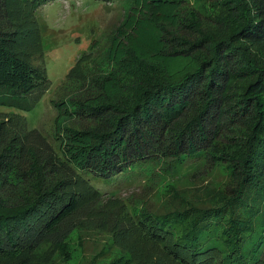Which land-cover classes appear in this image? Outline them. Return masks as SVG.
Here are the masks:
<instances>
[{"label": "trees", "instance_id": "16d2710c", "mask_svg": "<svg viewBox=\"0 0 264 264\" xmlns=\"http://www.w3.org/2000/svg\"><path fill=\"white\" fill-rule=\"evenodd\" d=\"M48 1L0 0V104L30 110L50 85L37 18ZM187 1L130 0L69 70L51 134L0 111V264L93 218L128 231L135 264H264V63L251 49L264 41V0H203L206 17L187 15ZM167 137L242 175L236 192L207 187L177 209L122 208L109 222L116 204L99 178Z\"/></svg>", "mask_w": 264, "mask_h": 264}, {"label": "rangeland", "instance_id": "374dc122", "mask_svg": "<svg viewBox=\"0 0 264 264\" xmlns=\"http://www.w3.org/2000/svg\"><path fill=\"white\" fill-rule=\"evenodd\" d=\"M129 2L130 0H51L42 4L37 10V18L50 85L30 110L0 104V111L21 113L26 116L28 127H37L51 134L57 113L53 99L65 92L64 85L69 70L80 54L90 51L95 39L105 41L107 33L122 19ZM212 3L217 5V0H212ZM204 5L210 6L203 0H189L184 5L185 13L189 15L194 11L201 17H206ZM251 49L257 53L258 60L264 63V41H255L251 44ZM226 133L228 132L225 130L217 134L222 142L228 141ZM165 139L152 148H146L144 158L125 172L102 182L99 178L102 187L107 188V197L112 198L116 204L111 203L113 207H110L109 222L116 220L121 224L118 210L122 208L137 215L146 211L165 213L177 209L184 201L183 198H192L201 190L204 193L203 189L207 187H222L230 194L236 192L243 180L242 175H232L225 163H217L213 157L196 162L197 156L188 154V145L178 147L175 139ZM206 152L207 149H203L201 155ZM94 177L96 176H91L92 182L98 184ZM176 190L180 191V196H174ZM82 220L83 215L80 214L73 218V222L77 224ZM98 224L97 218H93L89 224L82 225V231H74L63 244L44 242L38 249L19 253L3 263L104 264L105 261L115 259L114 264H119L118 257L124 255L129 264H135L136 260L130 258V253L133 256L135 254L131 251L134 242L128 231L119 228L120 234L117 237L115 229L110 230L111 227L107 226V229L98 230L94 226ZM109 250L111 251L102 253Z\"/></svg>", "mask_w": 264, "mask_h": 264}]
</instances>
